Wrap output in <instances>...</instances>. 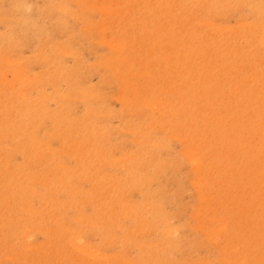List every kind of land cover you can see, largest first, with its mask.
Wrapping results in <instances>:
<instances>
[{
	"label": "rangeland",
	"instance_id": "374dc122",
	"mask_svg": "<svg viewBox=\"0 0 264 264\" xmlns=\"http://www.w3.org/2000/svg\"><path fill=\"white\" fill-rule=\"evenodd\" d=\"M129 1L0 0V264H264V0Z\"/></svg>",
	"mask_w": 264,
	"mask_h": 264
},
{
	"label": "bare ground",
	"instance_id": "6f19581e",
	"mask_svg": "<svg viewBox=\"0 0 264 264\" xmlns=\"http://www.w3.org/2000/svg\"><path fill=\"white\" fill-rule=\"evenodd\" d=\"M34 2V1H33ZM129 5L132 7L134 4L132 3V1L130 0L129 1ZM163 11V8H159V7H154V12L155 13H158V12H162ZM218 17V16H217ZM216 18V17H215ZM35 19V18H34ZM171 23V22H170ZM169 23V24H170ZM174 23H178V18L176 19V20H174ZM183 25V26H182ZM60 30V29H59ZM58 32V31H57ZM179 33H181L182 35L180 36V41H185L186 39H187V36H188V26H186L184 23H182L181 24V27H180V30H179V32L178 33H175V32H173V30H171L170 32H169V39H172V41L175 39V38H177V36H178V34ZM226 34H227V36L229 35H232L230 32H226ZM112 35V34H111ZM113 36V35H112ZM228 36V37H229ZM188 38H189V36H188ZM224 40H225V38H223ZM215 44H214V46H216L217 47V43L216 42H214ZM164 46V45H163ZM223 46V45H222ZM222 48V47H221ZM221 50V49H220ZM183 53V54H182ZM177 54H182L181 56H178V58L180 59L181 57L183 58H188V49L187 48H184L181 52H179V53H177ZM126 57V56H125ZM196 60V59H195ZM201 61V60H200ZM104 69V68H103ZM179 71V70H178ZM209 72H210V70H209ZM213 72V71H212ZM188 74H190V72H187ZM180 74V73H179ZM172 75H170V77H171ZM209 77L211 78V80H213V78H214V74H211V75H209ZM131 80V79H130ZM210 80V81H211ZM129 81V80H128ZM177 81H179V82H181V83H184L185 81H184V79H183V75H179L178 76V78H177ZM180 88V90H187L188 89V86H182V87H179ZM178 88V89H179ZM234 89H236V87L234 88ZM9 91V90H8ZM174 91H175V89H174V87L173 86H170L169 88H168V90H167V92L166 93H169V94H174ZM10 92H12L11 90H10ZM186 92V91H185ZM117 96V95H116ZM193 96H194V101L195 100H199V102L198 103H194L195 104V106L196 107H198V106H206V105H209L210 103H213V104H215V103H217V101H215L216 100V97H215V94L214 95H201V94H199L198 93V91L196 92V93H194L193 94ZM204 101V103H202V104H200V102L201 101ZM227 103H228V101H226ZM235 102V101H234ZM206 104V105H205ZM229 104H231V105H233V106H230V107H234V104H233V102L232 103H228L226 106H228ZM191 109V111L192 112H197V110H195L194 108H190ZM233 109V108H232ZM139 111V110H138ZM183 111H185V110H183ZM39 116H44V115H46V112H43V111H40V112H38L37 113ZM210 117H209V119L211 120V121H213V124H210V126H211V129L212 130H214L215 128H217L218 130H220V127H221V125L218 123V121L217 120H219V119H221L219 116L217 117H214V114L212 113V110H210ZM214 119V120H213ZM33 120V121H32ZM32 120L31 119H29L28 118V116L25 114V121H26V123L28 124V126H32V124H33V126H34V128L33 129H31V128H29V132H27V130H23V131H21L20 132V134L23 136V138H25L24 139V143L25 144H31L32 142H34L35 141V125H36V122H37V116L35 115V117H33L32 118ZM61 120V119H60ZM221 121V120H220ZM56 122H57V125H59L60 124V121L59 120H56ZM245 125V124H244ZM89 125H84V130H89L90 132H87L88 134H90V135H93L94 134V131H93V129L92 128H89L88 127ZM248 126H250V125H248ZM252 126V125H251ZM256 126V125H255ZM63 129H64V131L65 132H67L68 134V136L69 135H71L75 130H77V128H74V127H71L70 125H69V123H67V122H63ZM91 129V130H90ZM194 138H192V140H193ZM194 140H196L197 142H198V148H199V150H200V152L199 153H197V155H198V158L200 159L201 158V156H202V146H203V144L201 143V141H199V139L198 138H196V139H194ZM193 140V141H194ZM21 147V146H20ZM28 147V149H29V152H31V153H35L36 152V158H39L40 156H41V154L42 153H44L45 152V150H46V152L47 153H50L51 152V150L49 149V147H45V146H43V145H41V144H39L38 145V148H37V150L35 149L34 150V148H36V143H34L33 145H32V148H31V145H28L27 146ZM16 148V147H15ZM69 150L70 151H72V152H78L79 150H81V148L77 145V144H75V143H73V145H71L70 147H69ZM14 151H15V149H14ZM16 152V151H15ZM190 155V154H189ZM190 157H193V156H190ZM233 158V157H232ZM188 160V159H187ZM201 160V159H200ZM0 163H1V160H0ZM5 163H6V161H5ZM7 164V163H6ZM6 164H3L2 165V169H4L6 172L8 171V172H10L11 174H9L14 180H18V181H20V179H21V175H18L16 172L17 171H19V169L18 168H8V166L6 165ZM205 166V167H203V166ZM10 166V165H9ZM11 167V166H10ZM208 167V165H204V162H201V164L199 165V170H201V168L202 169H207V170H211V169H209V168H207ZM10 170V171H9ZM246 172V171H245ZM182 175V174H181ZM27 178V176L25 175V179ZM25 184V183H24ZM251 184V185H250ZM170 185V184H169ZM248 185H250V187H255V188H258V187H260L259 186V183H258V181L256 180V178L254 177H251V179H249V181H248ZM32 188H34V187H32ZM200 188H201V185H200ZM26 192H25V194H29L30 193V189H27L26 188ZM201 190V189H200ZM198 191V190H197ZM204 191V190H203ZM255 191H251V195H252V198H254V193ZM199 193V192H198ZM231 198V197H230ZM263 207H264V205H263ZM261 209H262V206H261ZM5 217V216H4ZM227 217V216H226ZM2 219V218H1ZM224 219H226L225 217H224ZM219 221V220H218ZM222 221H224V220H222ZM207 231V230H206ZM208 244H210V243H208ZM26 247V246H25ZM204 247V246H203ZM24 250V249H23ZM248 258V257H247ZM73 262L74 263H83L82 261H80V259L77 257V256H75V257H73ZM90 264V263H89Z\"/></svg>",
	"mask_w": 264,
	"mask_h": 264
}]
</instances>
